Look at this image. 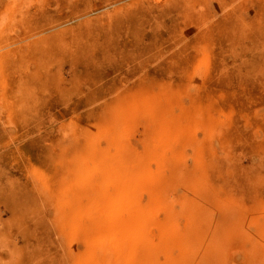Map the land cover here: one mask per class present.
I'll use <instances>...</instances> for the list:
<instances>
[{
    "label": "rangeland",
    "instance_id": "374dc122",
    "mask_svg": "<svg viewBox=\"0 0 264 264\" xmlns=\"http://www.w3.org/2000/svg\"><path fill=\"white\" fill-rule=\"evenodd\" d=\"M0 264H264V0H0Z\"/></svg>",
    "mask_w": 264,
    "mask_h": 264
}]
</instances>
